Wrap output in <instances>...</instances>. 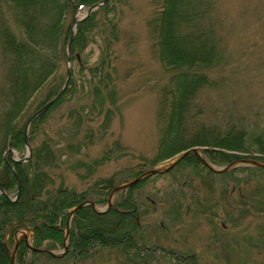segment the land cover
Instances as JSON below:
<instances>
[{
    "label": "trees",
    "instance_id": "1",
    "mask_svg": "<svg viewBox=\"0 0 264 264\" xmlns=\"http://www.w3.org/2000/svg\"><path fill=\"white\" fill-rule=\"evenodd\" d=\"M100 1L0 0V61L5 67L0 87V102L4 108V111L0 109V264H10L13 236L21 229L31 232L34 249L63 248L69 212L84 202L107 205L113 190L111 180L104 182L106 191L103 193L98 191L96 184L82 193L66 185L65 172L73 158L78 167L84 168L85 162L81 160L86 156L83 152L94 146L99 138L92 133L80 135L84 119L75 111L78 118L73 125L74 133L68 134L67 125H64L65 129H59L61 132L55 140L51 113L66 100L68 94L65 93L30 123L27 139L31 156L27 161L13 162L7 155L9 150L19 154L27 152L24 141L27 121L51 101L65 83L67 43L72 35L73 19L77 13L87 11ZM151 2L155 10L147 25L151 30L153 50L161 67L171 73L158 114L164 122L159 149L169 147L171 150L156 162L172 158L189 147H204L208 161L215 165L239 159L264 163V134L241 130L229 122L221 125L201 119L207 101L202 100V92L218 85L211 75L221 43L211 23L215 0ZM113 3L114 0L107 1L76 24L69 53V82L73 85V63L86 69L85 64L89 63L82 62L81 54L88 45L101 42L99 59L87 68L89 89L94 90L98 100L105 95L113 101L116 90L107 72L113 67L115 58L110 48L117 38L118 19ZM42 90H46L43 101L21 120L31 99ZM69 119L74 121V113L67 115L68 123ZM253 151L258 157L251 154ZM189 158L184 159L189 161ZM97 161L93 162L95 168L102 165V161ZM191 161L201 166L194 156ZM244 170L248 169H241ZM139 184L118 193L105 213L97 214L91 206L77 210L70 223L68 251L62 259L30 251L21 244L17 264H78L99 248L116 249L139 258L144 253L155 254L157 247H146L148 239L143 215L133 195Z\"/></svg>",
    "mask_w": 264,
    "mask_h": 264
},
{
    "label": "rangeland",
    "instance_id": "2",
    "mask_svg": "<svg viewBox=\"0 0 264 264\" xmlns=\"http://www.w3.org/2000/svg\"><path fill=\"white\" fill-rule=\"evenodd\" d=\"M116 1L117 38L110 48L114 68L107 70L115 82L114 100L105 95L95 99L94 90L89 89L87 68L101 54L97 41L81 54L82 62L89 63L86 69L73 63L74 84L69 82L68 97L50 118L55 140L64 125L68 134L74 133L75 111L84 119L80 135L92 133L99 138L83 152L85 167H78L73 158L65 172L66 185L81 193L95 184L103 193L108 180L114 189L146 171L166 169L176 158L156 162L171 150L159 149L164 122L158 116L171 73L161 67L152 46L147 22L155 7L151 0ZM214 4L211 23L221 43L211 75L218 85L202 92V100L207 101L201 119L221 125L229 122L241 130L264 134V0H215ZM86 13H77L75 18L82 19ZM4 71L0 61V87ZM45 94L46 90L35 94L21 120L37 109ZM0 109H4L2 102ZM70 113L75 119L68 123ZM200 148L201 157L208 161L205 148ZM251 154L258 157L254 151ZM193 156L188 155L189 161L182 159L168 173L140 181L133 191L143 215L146 247H157L155 254L144 253L139 258L99 248L78 264H264V170L238 167L227 172L231 173L228 176L211 175L192 163ZM9 157L20 162L29 157V151L13 152ZM97 159L102 165L95 168ZM208 162L214 167L228 165ZM106 207L96 205V211ZM26 237L30 243L27 229L14 234L10 257L16 240L23 243ZM51 252L62 256L57 259L66 254L63 248Z\"/></svg>",
    "mask_w": 264,
    "mask_h": 264
},
{
    "label": "water",
    "instance_id": "3",
    "mask_svg": "<svg viewBox=\"0 0 264 264\" xmlns=\"http://www.w3.org/2000/svg\"><path fill=\"white\" fill-rule=\"evenodd\" d=\"M107 1L108 0H101L99 3L97 2V4H95L94 6L90 7L87 10L86 15L82 19H76V18L73 19L72 35H71V37H70V39H69V41L67 43V55H68L67 64L68 65H67V76H66L65 83H64L62 89L60 90V92L51 101H49L48 103L44 104L40 109H38V111H36L31 116V118L27 121V123L25 125L24 141H25L26 148L29 151V157L31 156V149H30V146H29V143H28V139H27V132H28V127H29L30 123L33 120H35L39 115L44 113L47 109H49V107L54 105L59 100V98H61V96H63V94L65 93V91H66V89L68 87L69 80H70V75H69L70 74V65H69L70 64V59H69V55L70 54L69 53L71 52V43L73 41V29H74V27L76 26L77 23L85 20L87 17H89L91 15V13L94 10L98 9L99 6L104 5ZM200 150H201L200 147H194V148L188 149L186 151H183V152L179 153L176 156V158L173 160V162L171 163V165L168 168H166V169H153V170H150V171H146V172L142 173L138 178L132 180L131 182L125 183V184H122L120 186L115 187L112 190V192H111V194H110V196H109V198L107 200L108 201L107 207L103 211H100V212L96 211V206L93 203H91V202H84L81 205H78L77 207L73 208L69 212V218H68V221H67V228H66V232H65L64 241H63V245H64L63 249L65 250V252L67 253V251H68V236H69L68 234H69V230H70L71 219H72L73 215L76 213L77 210H79V209H81L82 207H85V206H91L95 213H97V214L105 213L112 206V202L114 201L113 199H114L116 194H118L119 192H121L123 190H126V189L132 187L133 185L139 183L140 181H142V180H144V179H146L148 177H152V176H155V175H161V174H165V173L170 172L187 155H190V154L195 155V157L197 158V160L199 161V163L203 167H205L208 171H210L212 173H215V174H224V173H227L230 170L238 168V167H252V168H258V169H264V163L263 162H259V161H256V160H249V159H239L237 161H234L233 163L228 164L226 167H214V166H212L210 163H208L206 160H204L201 157ZM7 152H8L7 155H12V153H13L12 150H9ZM28 158H25V159L21 160L20 162H22V163L26 162ZM21 242H22V240H16L15 247H14L15 251H14L13 255L10 257V264H14L15 253L19 250L18 247H20ZM23 244L30 251H34V252L39 253V254H45V256L49 255V256L54 257V258L57 257L51 251H45V250H41V249H34L32 247V245H31V243H29L27 237L24 238ZM61 257H57V258H61Z\"/></svg>",
    "mask_w": 264,
    "mask_h": 264
}]
</instances>
